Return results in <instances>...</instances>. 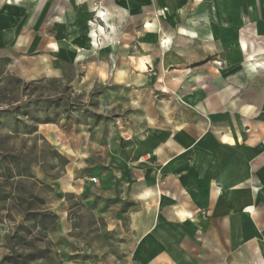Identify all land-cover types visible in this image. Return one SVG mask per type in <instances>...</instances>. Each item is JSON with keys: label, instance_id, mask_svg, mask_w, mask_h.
<instances>
[{"label": "crops", "instance_id": "0c3cea01", "mask_svg": "<svg viewBox=\"0 0 264 264\" xmlns=\"http://www.w3.org/2000/svg\"><path fill=\"white\" fill-rule=\"evenodd\" d=\"M28 15L97 114L55 188L126 203L140 260L264 264V0H11L0 47Z\"/></svg>", "mask_w": 264, "mask_h": 264}, {"label": "rangeland", "instance_id": "374dc122", "mask_svg": "<svg viewBox=\"0 0 264 264\" xmlns=\"http://www.w3.org/2000/svg\"><path fill=\"white\" fill-rule=\"evenodd\" d=\"M32 21L18 22L19 36L0 47V264H173L137 258L126 203L55 188L70 167L55 141L86 111L97 114L85 86L71 85L78 66L54 62L53 37L37 36Z\"/></svg>", "mask_w": 264, "mask_h": 264}, {"label": "bare ground", "instance_id": "6f19581e", "mask_svg": "<svg viewBox=\"0 0 264 264\" xmlns=\"http://www.w3.org/2000/svg\"><path fill=\"white\" fill-rule=\"evenodd\" d=\"M107 23V22H106ZM94 25V24H93ZM98 27V26H97ZM103 28H104V26H103ZM101 29L102 30V33L103 34H106V31H105V29ZM100 30V29H99ZM98 31V30H97ZM92 34V33H91ZM92 35H94V34H92ZM90 42V41H89ZM91 43H93L94 45H99V41H98V37H97V35H94V38L91 40ZM165 43V42H164ZM90 45V44H89ZM141 66H142V68H144V66L141 64ZM257 67V66H256Z\"/></svg>", "mask_w": 264, "mask_h": 264}, {"label": "built area", "instance_id": "2783aa9c", "mask_svg": "<svg viewBox=\"0 0 264 264\" xmlns=\"http://www.w3.org/2000/svg\"><path fill=\"white\" fill-rule=\"evenodd\" d=\"M8 4H11V0H0V10L2 8L3 5H8ZM91 182L93 184H96L97 183V179L96 178H91Z\"/></svg>", "mask_w": 264, "mask_h": 264}]
</instances>
